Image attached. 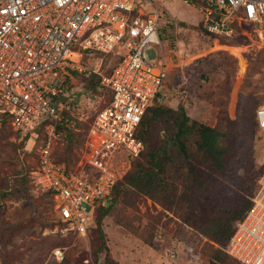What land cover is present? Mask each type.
I'll return each instance as SVG.
<instances>
[{
    "label": "rangeland",
    "instance_id": "obj_1",
    "mask_svg": "<svg viewBox=\"0 0 264 264\" xmlns=\"http://www.w3.org/2000/svg\"><path fill=\"white\" fill-rule=\"evenodd\" d=\"M152 2L172 23L162 38L168 70L159 105L173 110L181 105L190 118L223 131L229 147L224 169L212 168L196 150V138L187 139L188 157L170 150L162 174L166 187L154 198L125 186L103 216L101 230L96 211L82 235L65 230L50 195L30 192L42 138L26 143L9 132L0 140V264H240L226 248L216 253L217 246L187 220L205 214L230 217L264 182V132L254 117L264 104V52L247 27L229 38L206 35L200 12L187 0ZM111 64L99 55L87 56L83 71L61 88L60 117L65 113L70 121L66 126L79 135L70 168L81 155L82 139L95 114L108 102L105 92L85 90L84 77L94 71L107 75ZM174 117L151 123L152 144L169 141ZM64 135L61 130L54 144L59 160L67 158ZM54 248L63 250L62 263L51 257Z\"/></svg>",
    "mask_w": 264,
    "mask_h": 264
},
{
    "label": "built area",
    "instance_id": "obj_2",
    "mask_svg": "<svg viewBox=\"0 0 264 264\" xmlns=\"http://www.w3.org/2000/svg\"><path fill=\"white\" fill-rule=\"evenodd\" d=\"M187 1L208 33L229 38L247 27L264 52V0ZM171 24L152 0H0V137L6 118L26 143L39 138L46 122L31 184L35 193H49L65 230L86 235L96 205L118 180L117 159L143 151L136 132L161 100L168 70L162 38ZM79 50L120 60L101 81L111 100L95 114L78 161L67 169L52 159L61 117L50 99L61 92L60 79L83 71ZM255 115L264 132V104ZM251 200L226 251L241 264H264V182ZM51 257L62 262L64 252L55 248Z\"/></svg>",
    "mask_w": 264,
    "mask_h": 264
},
{
    "label": "trees",
    "instance_id": "obj_3",
    "mask_svg": "<svg viewBox=\"0 0 264 264\" xmlns=\"http://www.w3.org/2000/svg\"><path fill=\"white\" fill-rule=\"evenodd\" d=\"M202 30L206 35L210 37H220L208 33L203 28ZM237 30H239V28H237ZM94 54L99 55V59L102 58V59L112 60L110 70L107 73V75L104 76L110 75L113 68L120 60V57H116L112 53L105 54L94 50H79L78 55L81 64L83 62V59H85L87 56H91ZM77 72H82V71H73L72 77L74 74L76 75ZM104 76L100 75L98 71L89 72L84 77L85 80L83 82L84 84L83 86L85 90L88 92H94V93L105 92L108 96V102L105 105L107 106L111 100L112 94L110 90L104 87L101 83L102 77ZM166 78L167 76H165L163 85L166 82ZM68 80L69 79L67 78L63 80L60 79V82L58 84L59 88L61 89ZM60 93L61 92H59L56 96L50 99L51 103L56 107L59 115H60L59 101L61 98ZM159 104L160 102L154 103L146 110L137 129L136 136L144 144V149L140 153V155L136 158L128 159L124 154H122L116 161L118 180L113 186L111 194L108 196V198L103 202H99V204L96 205L93 212L94 215V213H96L97 211V224L99 229H100V222L103 216H105L110 210V208L116 203L118 196L120 195L122 189L125 186H129L135 189L138 193H141L149 198H154L158 190L166 187L164 180L162 179V174L165 172L164 164L168 162V159H170V155H169L170 150L172 148H175L178 151H181V153H183L185 157H188L189 154H187L186 152V143H185L187 139L196 138L195 140L196 150L202 154L205 161L212 168H214L215 170H223L225 167V158L228 154L229 147L225 144V134L223 131H221L217 127L205 126L197 122L196 120L190 118L188 115H186L184 108L181 105H179L176 110H173L170 108H163ZM172 114L175 115L174 117L175 123L169 141H166L160 145L152 144L151 136L149 132L151 123L159 118H168ZM254 117L256 122L255 114ZM68 122H70L68 117H66L65 113H63L61 117V121L57 124L55 130L57 135L61 130L62 131L64 130L65 135L63 141L65 142V148L63 150V153L67 154V158H65V160H59L55 158L54 150H53L52 159L54 162L58 164H63L67 169H70L69 165L71 161L69 159V156L72 155L71 150L73 148L74 141L76 139H79L78 138L79 135L76 134V131L73 126H72L73 128L69 127L68 125L66 126ZM44 124H46V122L42 123L37 129L40 138H43ZM256 127H257V122H256ZM89 128L87 129L86 134L82 139L81 142L82 144H84L86 140V136ZM9 132L15 134L10 128V118H6L2 128V137H0V140H2ZM139 157H142L143 160L138 161ZM30 192L31 194L34 193L32 185H30ZM44 194L49 195V193H44ZM38 196H43V193H38L36 197ZM104 204L107 206L104 207ZM252 205H253L252 200L251 199L247 200L244 197V199L240 201L241 207L239 209H236L235 212L230 217L226 215H221L214 218L205 214L204 216L196 217L193 220V222L191 221V219L187 220V222L192 224V227L194 229L202 233L217 246L216 253H222L225 248L227 250V246L229 244L230 238L237 224L244 218V216L250 210ZM99 233H100V239L102 245L103 247H105L104 236L102 234V231ZM230 257L233 258L232 256ZM106 263H107L106 260H103V263H98V264H106ZM238 263L240 262L238 261ZM92 264H97V263H92Z\"/></svg>",
    "mask_w": 264,
    "mask_h": 264
}]
</instances>
